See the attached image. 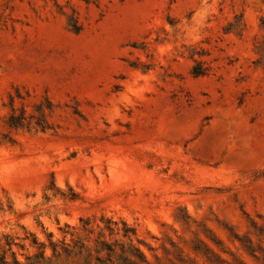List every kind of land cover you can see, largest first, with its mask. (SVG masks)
Masks as SVG:
<instances>
[{
	"label": "rangeland",
	"instance_id": "obj_1",
	"mask_svg": "<svg viewBox=\"0 0 264 264\" xmlns=\"http://www.w3.org/2000/svg\"><path fill=\"white\" fill-rule=\"evenodd\" d=\"M260 19L264 0H0V253L264 264ZM39 105L46 131L7 126Z\"/></svg>",
	"mask_w": 264,
	"mask_h": 264
},
{
	"label": "trees",
	"instance_id": "obj_2",
	"mask_svg": "<svg viewBox=\"0 0 264 264\" xmlns=\"http://www.w3.org/2000/svg\"><path fill=\"white\" fill-rule=\"evenodd\" d=\"M260 29L262 30V36L261 38L255 42L254 44V53L256 55L255 60L253 61V65L256 68H259L263 74H264V19H260L259 23ZM72 31L77 33L79 32L80 28L77 26L75 22H73ZM192 75L195 77L202 76L204 72L198 68V64H195V66L192 68ZM37 116L36 117H30L27 119L23 113L16 114L14 111L10 114L8 120H7V126L10 128H33L36 131L44 132L48 128V125L46 124L45 117H44V108L42 105H39L35 109ZM34 120V121H33ZM82 221V220H80ZM125 227V224L122 223ZM111 234L112 230L107 229ZM129 235L135 236V232L133 230H123V237H129ZM6 248L2 250L0 253V264H22L20 263L15 256V253L11 251L12 244L6 243ZM22 250L24 249V246H19ZM30 247H34L37 250V253L34 254L32 257L25 256V260L29 262V264H37L41 261L46 260L45 258V249L49 247L51 249L52 257H59L61 254H64L65 256H69L71 253L70 250H68V247L65 244H62L61 247H58L52 242H49L48 246L44 245L43 243H38L37 240L33 237L31 240ZM249 252H252L250 246L248 248ZM105 251L107 253V256L109 257L111 254L114 253V251L109 248L106 244L103 242H99L98 244V250L97 253ZM9 253L11 257V261H7L6 255ZM122 254H128L130 258L131 264H148L145 256L143 253L136 247L130 245L126 252L122 251Z\"/></svg>",
	"mask_w": 264,
	"mask_h": 264
}]
</instances>
